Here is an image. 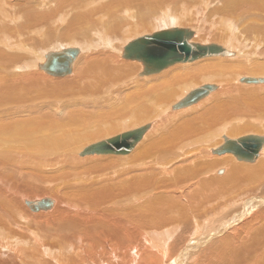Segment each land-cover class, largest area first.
Returning <instances> with one entry per match:
<instances>
[{"label":"bare ground","instance_id":"obj_1","mask_svg":"<svg viewBox=\"0 0 264 264\" xmlns=\"http://www.w3.org/2000/svg\"><path fill=\"white\" fill-rule=\"evenodd\" d=\"M41 1L53 8L0 0V264H264V149L254 164L213 153L264 137V0ZM206 11L226 45L197 40ZM176 28L231 56L144 77L121 60ZM68 49L71 73L48 77L46 56ZM202 86L206 99L173 109ZM144 125L130 155L81 156Z\"/></svg>","mask_w":264,"mask_h":264},{"label":"water","instance_id":"obj_2","mask_svg":"<svg viewBox=\"0 0 264 264\" xmlns=\"http://www.w3.org/2000/svg\"><path fill=\"white\" fill-rule=\"evenodd\" d=\"M193 32L189 29H172L157 32L152 35L140 37L124 48L122 58L131 61H139L144 65L141 77L157 74L177 63H188L213 56H231V52L217 44L203 45L193 43ZM78 55L76 49H68L59 53H50L46 56L47 62L42 68L53 77H64L71 73V67ZM243 82L259 84L261 79L242 78ZM216 88L215 86H211ZM210 90L206 86L192 89L181 101L174 105V110L185 109L197 104L208 96ZM151 129L150 125H144L128 132L116 135L107 140L97 142L86 147L81 156L112 154L128 155L142 141ZM264 149V137L244 135L239 139L225 137L223 146L213 150L214 154H233L238 161L255 163ZM35 210L47 209L52 205L51 201L44 200L31 203Z\"/></svg>","mask_w":264,"mask_h":264},{"label":"rangeland","instance_id":"obj_3","mask_svg":"<svg viewBox=\"0 0 264 264\" xmlns=\"http://www.w3.org/2000/svg\"><path fill=\"white\" fill-rule=\"evenodd\" d=\"M13 1L14 0H3V2H6L7 3V5H8V7H5L6 9H8V11L10 12V11H12V9L14 8H16V6H15V2H14V4H13ZM18 1V0H17ZM23 4H26L27 6H37L38 8H39V10L40 11H46V9H50V8H53V7H51L50 5V7H42V1L41 0H26V3L24 2L25 0H20ZM100 1V0H99ZM109 1H111V0H103V1H101L98 5H97V7H99V6H101V5H103V3L104 4H106V3H109ZM210 1V0H209ZM1 2H2V0H1ZM37 2V3H36ZM10 3V4H9ZM17 3V2H16ZM29 5H28V4ZM34 3V4H33ZM36 3V4H35ZM12 5H14V6H12ZM26 5H24V6H26ZM57 5V4H56ZM11 8H10V7ZM43 8V9H42ZM96 8V7H95ZM213 7H211V6H209V9H212ZM11 9V10H10ZM209 15H211V14H209V11H206V13H204L203 15L201 14V15H198V17L199 16H203L204 17V19H206L208 22V24H206V30H200V29H198V31H197V33H199V35L200 34H202V38H200L201 36H199V37H197V40L199 41V42H201V43H207V42H209V43H211V42H214V43H221V44H225L224 42H222V39L220 38V35H219V31H218V29L220 28V27H218L217 29H213V28H215V24L214 23H212L211 21L209 22V20H211L210 19V17H209ZM212 24H214V25H212ZM226 24V23H225ZM209 25V26H208ZM187 26V25H186ZM207 26L209 27V28H207ZM99 30V28L97 29V31L96 32H99L98 31ZM216 30V31H215ZM210 31V32H209ZM141 33V35H142V33L143 34H149V33H145L144 31H140ZM237 32V35H238V31H236ZM207 33H209V34H207ZM211 33V34H210ZM206 34V35H205ZM235 36L234 37V40H239V38H238V36ZM139 36V35H138ZM206 36H207V38H206ZM128 41H130V40H132V39H134V38H136V37H133L132 38V35H130V36H128ZM236 38V39H235ZM206 39V40H205ZM233 39V38H232ZM79 40L80 39H77V42H79ZM125 40V39H124ZM205 40V41H204ZM216 41H219V42H216ZM64 43H67V41L66 42H64ZM128 43V42H127ZM226 45V44H225ZM259 55H261V54H259ZM262 57H264V55H261ZM121 60L122 61H124V60H126V59H124L123 60V58L121 57ZM127 61V60H126ZM129 61V60H128ZM129 62H132V61H129ZM133 62H137L138 63V61H133ZM132 62V63H133ZM139 64H141V62H139ZM142 65V64H141ZM42 72L44 71L43 69L41 70ZM44 73H45V71H44ZM45 75H47L48 76V74H46L45 73ZM151 76V75H150ZM48 77H51L52 79H64V78H61V77H52L51 75L50 76H48ZM245 84V83H244ZM247 85H249V84H247ZM120 91H124V90H120ZM206 99V98H205ZM204 100V99H203ZM40 102H45V101H40ZM200 103V102H199ZM199 103H197V104H195V105H198ZM47 105H50V102H47ZM194 106V105H193ZM192 107V106H191ZM188 108H190V107H188ZM188 108H185L184 110H186V109H188ZM39 109V108H38ZM181 110H183V109H181ZM180 122H178V124H176V125H180L179 124ZM166 125H169V123H167ZM249 133H253V132H249ZM256 134L258 133V134H264V131H258V132H255ZM247 134V132L246 133H242V134H240L239 136H241V135H246ZM249 135V134H248ZM99 140H101V139H99ZM98 141V140H97ZM96 142V141H95ZM130 155V154H129ZM214 155V154H213ZM218 156V155H217ZM93 157V156H92ZM114 157H117V156H114ZM118 157H120V156H118ZM240 163H242L241 161H239ZM247 164H250V163H247ZM252 164H254V163H252ZM29 208V207H28Z\"/></svg>","mask_w":264,"mask_h":264}]
</instances>
